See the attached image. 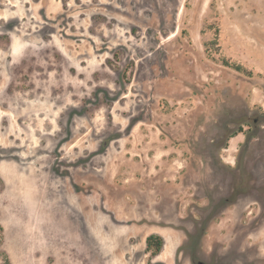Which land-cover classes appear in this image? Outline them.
Listing matches in <instances>:
<instances>
[{
    "label": "rangeland",
    "instance_id": "rangeland-1",
    "mask_svg": "<svg viewBox=\"0 0 264 264\" xmlns=\"http://www.w3.org/2000/svg\"><path fill=\"white\" fill-rule=\"evenodd\" d=\"M0 264H264V0H0Z\"/></svg>",
    "mask_w": 264,
    "mask_h": 264
},
{
    "label": "trees",
    "instance_id": "trees-1",
    "mask_svg": "<svg viewBox=\"0 0 264 264\" xmlns=\"http://www.w3.org/2000/svg\"><path fill=\"white\" fill-rule=\"evenodd\" d=\"M236 70H241L240 66L235 67ZM147 251L154 257L159 255L164 246V239L159 235H151L147 238Z\"/></svg>",
    "mask_w": 264,
    "mask_h": 264
},
{
    "label": "crops",
    "instance_id": "crops-1",
    "mask_svg": "<svg viewBox=\"0 0 264 264\" xmlns=\"http://www.w3.org/2000/svg\"><path fill=\"white\" fill-rule=\"evenodd\" d=\"M234 139H239V138H233V140H234Z\"/></svg>",
    "mask_w": 264,
    "mask_h": 264
}]
</instances>
